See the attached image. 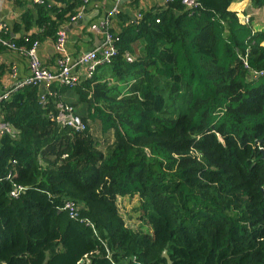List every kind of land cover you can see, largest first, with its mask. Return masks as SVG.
<instances>
[{"label":"trees","instance_id":"trees-1","mask_svg":"<svg viewBox=\"0 0 264 264\" xmlns=\"http://www.w3.org/2000/svg\"><path fill=\"white\" fill-rule=\"evenodd\" d=\"M236 1L149 12L109 30L118 56L92 78L2 102L16 134L0 138V264H168L164 251L172 264H264V34L240 24ZM56 2L37 6L43 31L19 46L56 38L84 5ZM71 91L85 131L56 120ZM97 128L112 132L105 150ZM12 181L28 187L18 199ZM119 197H138L147 232L127 226Z\"/></svg>","mask_w":264,"mask_h":264},{"label":"crops","instance_id":"crops-1","mask_svg":"<svg viewBox=\"0 0 264 264\" xmlns=\"http://www.w3.org/2000/svg\"><path fill=\"white\" fill-rule=\"evenodd\" d=\"M44 2L52 7L57 4L56 0ZM38 5L35 0H0V30L6 29L4 36L0 34L20 48L12 49L0 44V95L30 74L28 57L24 52L26 47L19 46L17 42L29 35H41L43 29L37 24ZM164 8L166 0H84V5L79 9V18L60 29L67 37L65 55L70 60L69 65L73 66L82 55L103 46L105 30L101 28L102 23L108 22L109 29L119 33L126 26L141 20L147 13H157ZM229 11L237 15L241 25H250L253 34H264V8H253L250 0H237L230 5ZM246 18L249 20L248 24L244 23ZM94 26L100 32L94 31ZM57 40L58 36L38 41V56L43 67L49 71L57 70L58 60L62 57L56 49ZM77 72L83 74V67L78 68ZM41 88L42 94L48 92L46 85H41ZM62 99L67 105H76L78 115L88 116V104L78 94L72 91L64 93Z\"/></svg>","mask_w":264,"mask_h":264},{"label":"built area","instance_id":"built-area-1","mask_svg":"<svg viewBox=\"0 0 264 264\" xmlns=\"http://www.w3.org/2000/svg\"><path fill=\"white\" fill-rule=\"evenodd\" d=\"M176 1H180L182 5L191 10L201 7L198 0H166V6ZM43 2L44 0H35V4L40 5ZM79 16L77 18H79ZM244 23L248 24L249 20L246 19ZM101 28L105 30V33H103L105 38L103 46L99 49L82 55L77 61L74 62L75 64L73 66L69 65L70 60L65 55L67 37L64 32H59L56 49L62 57L58 60L57 70L55 71H49L41 64L40 58L37 53V48L39 45L38 41L34 42L29 48L24 49V52H26V56L28 57L29 61L30 74L25 80L21 81L12 89H9L8 91L0 95V138L5 135L14 137L16 134L11 125L6 123L1 116V104L4 100H8L10 98L12 92L28 86L49 85L55 81H59L61 85L73 89L78 83L80 77L92 78L99 66L109 65L113 62L114 58L118 56L116 44L118 41H120V39L119 37H114L109 32L110 29L108 22H106L105 24L102 23ZM93 30L96 32H100L97 26H94ZM5 31L6 29L1 28L0 33L3 35ZM1 34V45L10 47L12 49L18 48L17 45H15L14 43H10V41L6 40L3 37L4 35L2 36ZM128 60L132 61L133 59L132 57H128ZM243 62L244 65L248 68L249 66L247 58H244ZM80 67H83V74L77 72V69ZM262 75H264V72L254 73L255 77ZM46 101L47 99L45 98V96H43L41 99V103L44 104L46 103ZM56 120L61 126L69 127L76 132L86 130V125L83 122V119L75 112L74 108L70 105L66 104L65 106H60V112L56 117ZM13 177L14 175L10 172L7 179H12ZM27 190L28 187L22 186L12 181V190L10 192V197L18 199L21 195L26 193ZM75 207L76 204L74 202L68 201L64 206V210L68 211L71 217L75 218L77 216Z\"/></svg>","mask_w":264,"mask_h":264},{"label":"rangeland","instance_id":"rangeland-1","mask_svg":"<svg viewBox=\"0 0 264 264\" xmlns=\"http://www.w3.org/2000/svg\"><path fill=\"white\" fill-rule=\"evenodd\" d=\"M248 19V18H246ZM101 128H97L96 136L100 139L101 146L100 149L105 150V148L112 143V132L109 135H104L100 133ZM139 199L138 197L134 198H118L117 206L121 209L122 213L125 215L126 219L128 220V227H131L135 230H140V227L144 229V231H148V226H144V220L142 219L141 211L138 208ZM122 214V216H123Z\"/></svg>","mask_w":264,"mask_h":264},{"label":"water","instance_id":"water-1","mask_svg":"<svg viewBox=\"0 0 264 264\" xmlns=\"http://www.w3.org/2000/svg\"><path fill=\"white\" fill-rule=\"evenodd\" d=\"M261 143H262V141H259V144H261ZM260 151L262 153V159L264 160V149L261 148ZM163 257L167 260L168 264H172V261H171L170 257L168 256L167 251H164Z\"/></svg>","mask_w":264,"mask_h":264},{"label":"clouds","instance_id":"clouds-1","mask_svg":"<svg viewBox=\"0 0 264 264\" xmlns=\"http://www.w3.org/2000/svg\"><path fill=\"white\" fill-rule=\"evenodd\" d=\"M82 118V117H81Z\"/></svg>","mask_w":264,"mask_h":264}]
</instances>
